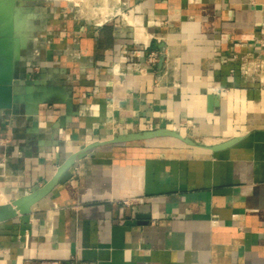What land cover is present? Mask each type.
<instances>
[{"label":"crops","instance_id":"crops-1","mask_svg":"<svg viewBox=\"0 0 264 264\" xmlns=\"http://www.w3.org/2000/svg\"><path fill=\"white\" fill-rule=\"evenodd\" d=\"M107 2L118 16L100 26L65 6L46 15L0 110V201L118 133L166 127L196 145L96 146L0 222V264H264V0Z\"/></svg>","mask_w":264,"mask_h":264},{"label":"water","instance_id":"water-1","mask_svg":"<svg viewBox=\"0 0 264 264\" xmlns=\"http://www.w3.org/2000/svg\"><path fill=\"white\" fill-rule=\"evenodd\" d=\"M29 1L32 0H0V110L14 107L19 95L22 64L26 60V53L31 49L37 34L47 27V14L44 13V8L31 4ZM114 28L117 32L122 29L118 24ZM130 35L131 32H129ZM211 101V107L218 105L219 96L215 95ZM160 136H171L187 144L196 145L192 138L166 127L118 133L108 140L92 142L73 152L63 162L59 163L55 173L42 186L8 202L1 203L0 222L30 213L33 205L50 193L62 174L77 159L84 157L96 146ZM235 141L236 138H231L208 146V148L218 150Z\"/></svg>","mask_w":264,"mask_h":264},{"label":"rangeland","instance_id":"rangeland-1","mask_svg":"<svg viewBox=\"0 0 264 264\" xmlns=\"http://www.w3.org/2000/svg\"><path fill=\"white\" fill-rule=\"evenodd\" d=\"M44 4L41 7L44 8V13L50 16V19L54 20L57 16L58 7L65 6L67 10L73 14V16L80 17L88 20L94 24L104 23L108 17H116L111 8H108L107 0H42ZM106 1V2H105ZM40 5V4H38ZM107 5V6H106ZM71 7L73 8L72 11ZM113 13V14H112ZM129 18L127 14H124V21ZM43 32V31H42Z\"/></svg>","mask_w":264,"mask_h":264},{"label":"built area","instance_id":"built-area-1","mask_svg":"<svg viewBox=\"0 0 264 264\" xmlns=\"http://www.w3.org/2000/svg\"><path fill=\"white\" fill-rule=\"evenodd\" d=\"M112 14H113V13H112ZM112 18H113L112 16L106 18L104 23L110 21ZM104 23H98V22H96V25H97V26H100V25H103ZM260 45L264 48V39H262V40L260 41ZM149 60H151V61H153V62H156V61L158 60V55H157V53L154 52V51H152V52L150 53V55H149ZM247 61H248V60L244 59V63H246ZM249 62H250V63H251L256 69H258V68L261 67V63H260L259 61H256V60H250V59H249ZM243 71H244V72H247V69L244 68ZM131 200H132L131 198H125V199H124V202L127 203V204H129V203L131 202ZM1 203H2V202L0 201V204H1ZM25 264H59V261H55V260H54V261L41 260V261H38V262L27 261ZM69 264H81V263L79 262L78 258H76V257H72V258H70V260H69Z\"/></svg>","mask_w":264,"mask_h":264},{"label":"flooded vegetation","instance_id":"flooded-vegetation-1","mask_svg":"<svg viewBox=\"0 0 264 264\" xmlns=\"http://www.w3.org/2000/svg\"><path fill=\"white\" fill-rule=\"evenodd\" d=\"M29 3L36 4L37 6L41 7V5L44 4V1H42V0H32V1H29ZM38 4H40V5H38ZM46 20H47V18H46Z\"/></svg>","mask_w":264,"mask_h":264}]
</instances>
